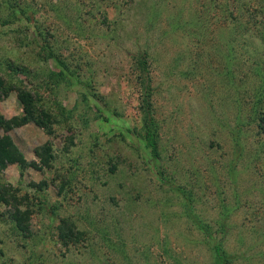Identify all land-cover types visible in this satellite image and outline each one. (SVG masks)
Instances as JSON below:
<instances>
[{"label": "rangeland", "instance_id": "obj_1", "mask_svg": "<svg viewBox=\"0 0 264 264\" xmlns=\"http://www.w3.org/2000/svg\"><path fill=\"white\" fill-rule=\"evenodd\" d=\"M24 3L33 22L6 24ZM240 23L264 31V0H0V145L26 161L0 164V264H217L216 242L264 264V43ZM9 74L40 85L47 128ZM147 94L185 194L143 151Z\"/></svg>", "mask_w": 264, "mask_h": 264}, {"label": "trees", "instance_id": "obj_2", "mask_svg": "<svg viewBox=\"0 0 264 264\" xmlns=\"http://www.w3.org/2000/svg\"><path fill=\"white\" fill-rule=\"evenodd\" d=\"M24 5H26V3H24L20 8L18 7L21 12L20 11L18 12L17 10L11 11L9 13L10 14L9 15L10 20H6L5 23L6 24L8 23L9 25L16 24L17 22H18V25L22 24L24 22L31 24L33 22V17H30V15L26 14ZM243 6H248V5L244 4ZM241 12H244V11H241ZM249 14H250L249 15V17H250L249 22H250V21H253L254 16H253V13L251 14L249 12ZM254 23L258 24L257 21ZM241 24L242 23H240L239 26L245 28L244 34L247 37L255 38L252 35L253 30H254L256 37L259 38L264 43V31L263 30L255 29L254 27H251L248 24L247 25H241ZM247 41H248V39H246V42ZM40 49H41V52L45 56H47V59H54L60 65L61 69L65 70L64 73L63 72L60 74L59 73H52L49 76L46 75L45 78H47V77L50 78L49 80L53 84H56V85H61L63 83H66V85L67 84L70 85L69 84V78H71L74 74L70 73L71 70L69 69L68 62L61 58L62 56L60 53H58L59 49H57V47H55V44H51L50 42L47 41L46 45L41 46ZM140 64L144 68L142 70V72L146 73V70L148 68V61L142 60L140 62ZM263 64H264V61H261L258 63L259 73L257 74L258 77L260 78V80H262V85H264ZM73 78H75V77L73 76ZM13 79L14 78L10 75L7 80L9 82V84H12L17 90H19L21 102H22V104H24V106H27V116L21 120V124H28L29 122H35V120H36L35 114L37 112L41 114L42 118H47L49 115L44 110L48 109V108L42 105V99L43 98H42L41 93H40V89H41L40 85H38V84L34 85V86H37V90H33L31 88L27 89V86L24 85V83L22 81H14ZM42 80H44V79H42ZM2 82L3 81L0 80V84H2ZM147 95L148 96L145 98V101H144V102H146V106H147V110L146 109L144 110L146 123L144 124V130L142 131V132H144V135L141 137L142 144L144 146L143 151L146 152V154L152 159V161H153L152 165L154 167V170L156 171L157 179L160 181V183L163 185L175 186V185H172L171 176H168L165 168L160 166V164L164 158L162 156L163 147H162V142H161L162 141L161 127H160L159 123L154 118V111L152 110V103L149 100L151 98V95H149V94H147ZM258 106L260 108L259 115H262V113L264 111L260 107L261 102L258 103ZM62 108H64V107H62ZM62 108H61V110H62ZM62 111H64V110H62ZM64 113L66 114V112H64ZM64 113H62V114H64ZM70 114L71 113L69 112L66 114V116L69 117ZM48 119H50V117H48L45 121H43V123H40V124L44 125L47 128L50 124V122L47 121ZM261 122L262 123L264 122V116L261 118ZM260 128H262V130L264 131V125L263 126L261 125ZM141 134L142 133H140L138 135L141 136ZM1 141L5 142L3 140H1ZM10 147H13V144L10 142L8 144L5 143V145H3V146L0 145V164H5V162H4L5 160L8 162H16L17 161V162H20L22 164L25 163L26 161H25L23 155H21L17 151V149L14 148L15 150H13ZM55 159H56V156L54 154H51V153H49V156L45 158L46 162L48 164H51V166L53 165L52 163ZM172 188H174V187H172ZM176 188H178L177 190L179 192L184 193V194L186 193V191L183 187L178 186ZM42 190L44 191V189L42 187L40 189L37 188V191L42 192ZM40 203L45 210V205L42 203V201ZM50 212L55 213L54 210H52ZM21 215H22L21 212H18V214H16L14 217H12V219L14 220L15 217H17V216L19 218H21ZM196 225L199 229L204 231L207 234V236H210V237L219 231V230L214 231L208 223H204L199 219H198ZM214 240L216 241L215 238H214ZM212 248L214 250V256L216 258L217 264H231L232 263L233 257H231V255H229L227 253V251L224 249L222 244H220L219 242H216Z\"/></svg>", "mask_w": 264, "mask_h": 264}]
</instances>
